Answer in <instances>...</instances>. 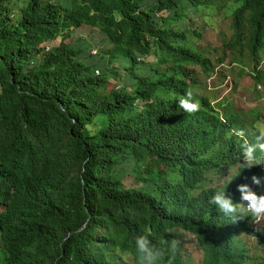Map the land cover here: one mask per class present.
Segmentation results:
<instances>
[{
	"label": "trees",
	"instance_id": "obj_1",
	"mask_svg": "<svg viewBox=\"0 0 264 264\" xmlns=\"http://www.w3.org/2000/svg\"><path fill=\"white\" fill-rule=\"evenodd\" d=\"M155 1L143 0L144 6ZM157 1L178 5V0ZM77 9L61 17L55 6L38 4L32 14L0 21V199L6 205L0 231L5 264H39L33 253L78 227L89 214L127 243L137 234L136 239L147 236L151 244L164 242L170 249L161 218L196 224L209 237L206 220L215 206L210 200L227 191L210 187L218 171L225 167L227 175L237 174L231 187L249 172L245 166L233 172L242 158L244 140L237 133L242 128L223 124L213 113H201L207 119L199 121L166 104L145 110L128 90H107V79L117 74L104 71L95 77L75 48L61 43L55 53L47 52L42 60L32 57V65L24 68L35 40L56 33L61 23L78 26ZM33 95L38 97L34 103ZM53 133L66 142L64 151L55 152L59 141ZM30 135L37 142L32 144ZM60 167L66 174L58 180ZM125 179L132 183L125 184ZM261 230L244 221L236 233L238 253L249 262L258 257L250 254L242 236L260 243ZM109 258L95 255L87 264H113Z\"/></svg>",
	"mask_w": 264,
	"mask_h": 264
},
{
	"label": "clouds",
	"instance_id": "obj_2",
	"mask_svg": "<svg viewBox=\"0 0 264 264\" xmlns=\"http://www.w3.org/2000/svg\"><path fill=\"white\" fill-rule=\"evenodd\" d=\"M41 1L42 4L55 6L59 13L63 7L59 2H65V6H70V11L65 10V14H70L72 7L78 6L75 13L78 26L73 23L64 27L69 28V32L71 28L92 27L110 44L111 49L105 52L102 63V66H106L104 71L115 73L121 69L125 72L123 76L117 74L120 81L112 90H128L132 96H137L145 110L166 104L177 107L181 113L196 115L199 121L207 119L201 113H213L223 124L242 128V131L237 132L244 140L242 158L235 164L233 172L243 166L249 168V172L236 186L231 187L230 184L224 188L226 192L219 191L212 196L210 203L215 206L210 208L211 214L206 220L209 237L196 224H177L161 218L160 228L167 231L170 249H167L164 242L151 244L147 236L136 239L137 234L127 243L115 238L105 224L94 220V214H89L78 227L34 252L33 258L39 264H87L95 255L109 258L120 254L130 257L132 264H136L137 258H140V264H186L180 256V237L183 232H188L197 239L204 252L201 264H250L239 255L235 236L241 222L248 221L255 228L261 227V242L258 243L252 237L258 248L264 251V127L255 121L244 120L230 108L231 104L226 103L224 97L211 102L207 97L193 93L197 83L187 77L184 68L189 64L199 66L206 76H211L218 74L216 66L223 65V60L215 64L205 57L186 39L178 26L190 9L216 8L219 3L229 4L232 36L227 49L233 55L230 68L240 73H250L256 91L264 97V75L261 74L264 73V0H178L177 7L166 1L151 0L155 1V5L148 8L144 6L143 0ZM181 10L185 13L180 14ZM61 43L65 44L64 41L58 45L51 43L45 55L47 52L55 53ZM66 45L79 50L71 44ZM161 52L165 58L161 57ZM151 56L155 57L154 61L145 60ZM245 56L249 58L248 62L244 60ZM86 62L93 73L99 68L98 65ZM114 63L118 65H112ZM30 65L32 59L26 61L23 67L28 68ZM228 81L229 78L226 83ZM28 171L30 173L31 168ZM30 177L27 180L32 182ZM0 205L4 208L0 213H4L6 205L2 198ZM260 223L262 225H258ZM174 244L176 249L173 248ZM2 245L7 259L3 241ZM165 257L169 259L168 263H165Z\"/></svg>",
	"mask_w": 264,
	"mask_h": 264
},
{
	"label": "rangeland",
	"instance_id": "obj_3",
	"mask_svg": "<svg viewBox=\"0 0 264 264\" xmlns=\"http://www.w3.org/2000/svg\"><path fill=\"white\" fill-rule=\"evenodd\" d=\"M38 4H42L41 0H1L0 1V21L7 18L10 21H16L19 18L32 14L38 10ZM61 17L64 16V11H70V6H65V2H59ZM184 14L183 10L179 11ZM187 16L178 28L184 33L186 39L190 40L199 52L205 57L209 58L213 63L218 64L219 60H223V65H217L216 70L218 74L206 76L199 66L192 64L187 65L184 70L187 77L193 78L196 81L193 93L199 97H207L208 100L214 102L216 99L224 97L225 102H229L230 108L241 115V117L250 122L255 121L264 127V97L260 96V92L256 91L255 83L251 78L250 73H240L230 68V61L233 58L232 53L227 49V43L231 41L232 36V16L229 13V4L219 3L216 8L205 9H190L186 13ZM64 27L61 23L56 33L51 36H44L41 40H35L33 44L36 48L31 49L26 54L29 61L32 57L42 60L45 56V50L51 43L58 45L59 42L64 41L65 44H71L77 47L82 52V57L90 64L98 65L94 71L95 77H100L106 69L102 66L105 58V52L111 49L110 44L102 36V34L92 27L81 26L80 28ZM21 52H24L21 50ZM162 58L165 55L160 53ZM100 56V57H99ZM146 61H154L155 57L151 56L145 59ZM245 61H249L247 56L244 57ZM112 65H118L114 63ZM166 65H170L167 63ZM247 66V65H246ZM164 65L161 66L163 68ZM250 72L251 69L249 66ZM264 70V63L262 64ZM116 74L124 75L121 69L115 71ZM229 78L228 83L227 80ZM120 79H117L113 74L107 79L106 89L112 90ZM2 86L0 84V97L2 95ZM38 100L37 96H32L31 102L34 103ZM52 105V101H49ZM224 102V104H225ZM65 108V106H63ZM247 126V125H246ZM53 138L59 141L57 133H53ZM32 144L37 142L38 138L30 135ZM66 148L65 141H59L55 145V152H62ZM162 172V171H161ZM232 172H229V175ZM66 171L63 168L58 169L57 179L64 177ZM155 175H153V180ZM152 180V182H153ZM172 182L179 180L177 177H169ZM236 180V175L228 176L227 169L223 168L218 171L217 179L211 184V187L224 189L227 188L232 182ZM151 182V183H152ZM125 184L132 183L131 179H125ZM4 208L0 205V212ZM258 225H262L261 223ZM180 244V256L186 264H201L204 258V252L198 244L197 239L188 232H183ZM243 243L250 249L251 255L258 257L256 261H250V264H264V251L258 248V244L252 236L242 237ZM173 248H177L174 244ZM6 253L2 245L0 234V264H4ZM112 260L113 264H132V260L128 256L120 254L115 255Z\"/></svg>",
	"mask_w": 264,
	"mask_h": 264
}]
</instances>
